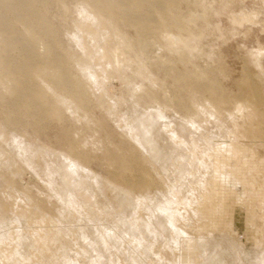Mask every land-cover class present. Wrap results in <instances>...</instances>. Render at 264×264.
Here are the masks:
<instances>
[{
    "label": "rangeland",
    "instance_id": "374dc122",
    "mask_svg": "<svg viewBox=\"0 0 264 264\" xmlns=\"http://www.w3.org/2000/svg\"><path fill=\"white\" fill-rule=\"evenodd\" d=\"M159 1L144 34L109 4L80 46L78 7L51 5L75 95L29 58L43 112L0 73V263L264 264V0Z\"/></svg>",
    "mask_w": 264,
    "mask_h": 264
},
{
    "label": "bare ground",
    "instance_id": "6f19581e",
    "mask_svg": "<svg viewBox=\"0 0 264 264\" xmlns=\"http://www.w3.org/2000/svg\"><path fill=\"white\" fill-rule=\"evenodd\" d=\"M65 1L66 0H0V45L3 47L5 52H7L9 48H13V49H17L21 53L23 52V54L25 56V59H23V58H8V56H9L8 54H4V52H0V73L6 72V73L13 74V75L15 74L16 85H13V87L9 89L10 94L13 97H15L18 105H22V106H24V107H26V108H28L31 111H34L36 113L43 112L47 109H45L44 107H41V105H42L41 102H39L38 100L35 99V96H36V94L38 95V92L36 89H31L28 86L29 85L28 80L25 77L21 78V79H20V77H18V75L26 73L27 68L29 69V67H27V68L25 67L28 65L27 62H28L29 58L39 62L43 66V69H42L43 74H44L45 78L47 79L50 86H53L54 88L55 87L59 88L61 92H64L65 94H70V96H72V97H74V95H75V93L73 92L74 88L70 82V79L66 76V74H63V72L57 66L59 59L61 58L62 53L59 50L58 51L56 50L54 42L56 41V39H58L61 42V38H60V34L56 33L55 29L51 25V21L49 20V18L51 16H49V14H48L49 8L51 5L52 6L58 5L61 7L65 6L64 9H67V7L65 5ZM147 1H148V3L149 2L152 3V2H157L159 0H120V1L119 0H71V2L73 4H75V6L78 7V9H79V15L78 16H80L82 20L84 19L83 20L84 23L82 22L83 24H81L80 22L77 23V26H76L77 27L76 28L77 33L72 36V37H74L73 41L78 46H80L82 44V42L80 41L79 36L82 35L81 34L82 32H83V35L87 34V35L91 36L93 39L97 38L98 34H100L98 32V28H97L98 23L103 22L105 24L106 23L110 24L109 23L110 19L114 17L112 14L113 11L111 10V7H110L111 5H109V4H112L117 9V11L119 12V14L121 16L129 17L130 18L129 20L131 21L132 27H134V29L138 33H140V34L146 33L149 30V28H148V25L145 21L147 19L150 20V18H148V17H149V15H151L148 12L149 8L148 7H147L148 9L146 8ZM69 2H67V3H69ZM127 2H131L130 5L133 8L132 10L121 8L123 5H126L125 3H127ZM161 2H162V0H161ZM73 4L70 6H74ZM67 6H68V4H67ZM69 14H70V12H69ZM71 19L75 20V18H73V17ZM81 19H80V21H81ZM74 22H73V24H74ZM76 22H77V20H76ZM160 23L161 22H159V24ZM172 23L176 26L179 25V23L177 22L176 19H173ZM89 25H91V29L88 28ZM74 26H75V24H74ZM17 27L19 28V30ZM102 27L103 26L101 25V28ZM65 28H67V27H65ZM69 28H70V26H69ZM73 28H75V27H73ZM70 30L71 31H69V34H70V32L73 33L74 30H72V29H70ZM65 31H63V32H65ZM78 33L80 35H77ZM109 34L107 36H109ZM62 35H63V33H62ZM66 35H68V34H66ZM165 36H166V39H168V41L170 43H174L176 40L175 38L172 37L173 35L171 36L170 34H166ZM84 37H86V35ZM67 39H69V38H67ZM88 39H89V37H88ZM104 39L106 40V38H104ZM71 41L72 40H70V42ZM97 43H95V44H97ZM174 44H176V43H174ZM184 45H185V43H184ZM104 47H105V45H104ZM82 48H84V47L82 46ZM100 49H102V48H100ZM100 49L98 48V50H100ZM95 50H96V48H95ZM104 50H105V48H104ZM87 51H89V50H87ZM83 53H85V52H83ZM92 53H94V55H95V52H92ZM102 53H104V51ZM98 55H99V53H98ZM103 55L105 56V54H103ZM86 56H84L83 58L86 59ZM102 56H101V58H102ZM107 56H108V54H107ZM91 57H92V55H91ZM104 62H105V60H104ZM106 63H108V61ZM204 84L207 86V89L209 91L214 92L216 90L212 84H209L208 82H204ZM62 104L66 108L70 107V102H68V101L62 100ZM27 113L30 115V112L27 111ZM149 135H150L149 131L142 129V137L140 138L142 145H144L143 142L147 143V139L149 138ZM70 144H72V143H70ZM113 153H114V150H113ZM116 159H117V157H116ZM200 159L204 160L205 157L202 155V157ZM76 162H77V160H75V163ZM77 163H76V165L75 164L74 165L77 166ZM17 255H18V253L16 254V256ZM94 255H95L94 257H96L97 260H99L98 259V257H99L98 253H94ZM18 260L19 259H15L14 253L6 252L4 254L3 261L0 264H17L19 262ZM11 261H12V263H11Z\"/></svg>",
    "mask_w": 264,
    "mask_h": 264
}]
</instances>
